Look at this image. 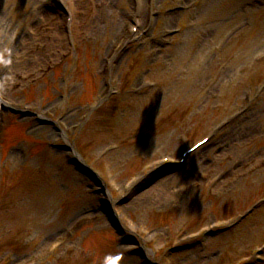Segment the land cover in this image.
Instances as JSON below:
<instances>
[{
	"label": "rangeland",
	"instance_id": "374dc122",
	"mask_svg": "<svg viewBox=\"0 0 264 264\" xmlns=\"http://www.w3.org/2000/svg\"><path fill=\"white\" fill-rule=\"evenodd\" d=\"M261 1L170 0L160 17L188 2L197 7L198 16L183 9L168 15L166 26L180 29L191 22L193 27L182 36L163 37L164 26L158 21L151 36L128 45L105 75V59L122 34L119 21L129 23L136 11L131 0H72L61 13L47 0H0V71L7 69V86L0 91L20 109L53 114L60 96H66L72 114L69 125L82 119L86 123L71 140L96 170L110 169L112 181L122 185L145 162L174 156L243 104L253 74L259 73L258 82L264 74V67L252 71L254 56L264 52ZM164 2L158 0L159 6L152 9L159 11ZM141 6H147L145 16L152 10L147 2ZM67 15L73 19L69 31ZM139 23L143 27V21ZM14 56L23 58L16 64ZM11 58L15 68L8 70ZM25 59L28 63L23 65ZM59 64L60 70L44 74L47 66L56 70ZM31 74L42 79L32 85L26 82ZM110 75L117 86L120 82L119 95L89 116L88 106L110 84ZM145 82H153L155 88L135 92ZM3 113L0 110V131L5 118L8 131L0 141V264L38 260L54 242L67 240L63 251L46 264H141L138 254L128 253L133 247L120 243L109 215H101L104 196L96 183L75 172L64 151L51 147L58 141L50 127ZM263 116L262 95L252 113L184 167L142 184L130 202L116 209L127 217L128 228L149 226L144 242L155 250L156 258L148 252L151 260L236 264L241 258L249 262L252 249L263 246L264 206L236 232L210 234L203 246L186 239L210 222H233L264 199ZM112 145L117 149L103 158ZM250 158L256 167L247 162ZM209 188L214 193L207 196ZM97 214L102 219L93 221ZM131 219L134 224L128 225ZM178 244L180 253L167 257Z\"/></svg>",
	"mask_w": 264,
	"mask_h": 264
},
{
	"label": "bare ground",
	"instance_id": "6f19581e",
	"mask_svg": "<svg viewBox=\"0 0 264 264\" xmlns=\"http://www.w3.org/2000/svg\"><path fill=\"white\" fill-rule=\"evenodd\" d=\"M68 1H69V0H66L65 2L68 3ZM80 1H81V0H80ZM157 21H158V19L155 20V22H157ZM5 80H6V79L3 77V81H5ZM138 185H139V184H138ZM138 185L134 188V191H135V189L138 187Z\"/></svg>",
	"mask_w": 264,
	"mask_h": 264
}]
</instances>
